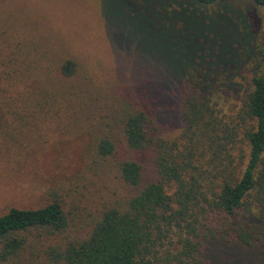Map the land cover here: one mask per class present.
I'll use <instances>...</instances> for the list:
<instances>
[{
    "label": "rangeland",
    "instance_id": "obj_1",
    "mask_svg": "<svg viewBox=\"0 0 264 264\" xmlns=\"http://www.w3.org/2000/svg\"><path fill=\"white\" fill-rule=\"evenodd\" d=\"M3 7L10 21L0 20L4 55L29 48L21 71L6 67L15 70L8 91L20 99L19 87L26 86L34 113L54 107L60 112L24 119L16 100L17 114L0 119V215L54 198L67 215L63 232L32 231L33 243L85 238L105 209L122 206L134 192L120 177L119 162L129 155L118 141L104 158L95 155L93 144L106 133L119 136L121 101L147 106L159 133L173 138L183 126L179 92L192 69L204 71L203 81L213 76L209 87L217 88L210 98L220 115L232 114L240 103L242 91L232 82L240 87L264 71V8L251 0H3L0 17ZM35 45L47 55L39 56V71L38 60L28 61L38 58ZM66 59L76 63L70 78L59 74ZM27 73L39 74L38 83L26 81ZM152 175L147 166L145 178ZM203 235L194 237L200 250L189 264H264V236L243 247ZM179 246L166 245L162 260L166 249Z\"/></svg>",
    "mask_w": 264,
    "mask_h": 264
},
{
    "label": "trees",
    "instance_id": "obj_2",
    "mask_svg": "<svg viewBox=\"0 0 264 264\" xmlns=\"http://www.w3.org/2000/svg\"><path fill=\"white\" fill-rule=\"evenodd\" d=\"M193 1L213 5L230 0ZM251 1L264 8V0ZM2 11L5 17L0 20L9 25L8 13L4 7ZM235 12L244 17L239 10ZM2 44L0 119L6 114H17L16 100L21 101L24 119L41 114L60 115L56 107L39 108L34 113V99L32 96L29 102L26 86L19 87L20 99L8 91L15 70L11 72L6 67L11 64V69L21 71L24 53L28 54L29 48L24 53L10 49L6 57ZM39 47L36 46L33 54L38 58L28 60H38V71L40 59L47 56ZM42 53L44 56L39 59ZM26 70L38 73L33 68ZM75 72L76 63L72 59L59 65L63 77L70 78ZM204 76V71L192 69L181 85L179 109L183 126L175 137L166 138L159 133L147 106L138 107L124 99L118 107L119 136L114 139L106 133L93 142L97 157L112 155L116 141L129 155L119 162V173L134 192L122 206L105 209L85 238L64 244H46L40 240L33 243L29 236L36 230L50 235L67 228V215L57 199L37 208L11 207L0 215V264H38L39 260L44 264H157L164 261L162 249L174 242L180 244L179 249H166L162 264L168 261L189 264L197 261L195 254L201 243L194 237L202 233L205 238L243 247L261 240L264 236V71L254 73L240 87L237 81L232 82L242 92L239 105L230 115H220L216 103L212 105L210 97L217 87H209L212 75L206 81ZM24 79L38 83L39 74L27 73ZM147 166L153 175L145 178Z\"/></svg>",
    "mask_w": 264,
    "mask_h": 264
}]
</instances>
